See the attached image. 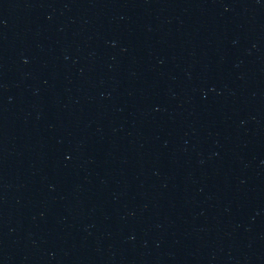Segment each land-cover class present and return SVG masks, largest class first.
Instances as JSON below:
<instances>
[{"label":"water","instance_id":"water-1","mask_svg":"<svg viewBox=\"0 0 264 264\" xmlns=\"http://www.w3.org/2000/svg\"><path fill=\"white\" fill-rule=\"evenodd\" d=\"M0 264H264V0H0Z\"/></svg>","mask_w":264,"mask_h":264}]
</instances>
